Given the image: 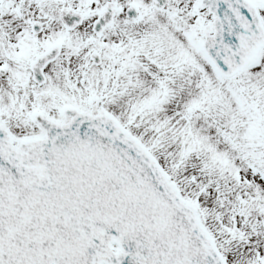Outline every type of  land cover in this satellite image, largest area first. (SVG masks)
<instances>
[{
    "label": "water",
    "instance_id": "water-1",
    "mask_svg": "<svg viewBox=\"0 0 264 264\" xmlns=\"http://www.w3.org/2000/svg\"><path fill=\"white\" fill-rule=\"evenodd\" d=\"M206 8L200 46L230 79L264 47L262 25L242 0ZM56 55L31 64L35 81ZM35 120L45 132L19 148L0 130V264H225L194 208L112 117Z\"/></svg>",
    "mask_w": 264,
    "mask_h": 264
},
{
    "label": "rangeland",
    "instance_id": "rangeland-1",
    "mask_svg": "<svg viewBox=\"0 0 264 264\" xmlns=\"http://www.w3.org/2000/svg\"><path fill=\"white\" fill-rule=\"evenodd\" d=\"M167 16L150 11L144 25L150 33L143 34L140 42L132 36L145 27L132 25L129 71L136 76V81L133 86L132 81L130 83L133 89L128 95L129 100L127 95L110 97L106 112L121 118V126H124L128 112H131L128 123L131 126L137 116L144 117L145 130H142L143 120L139 118L131 133L142 145L149 144L155 159L183 198L194 205L229 264H263L264 164L257 167L256 163L260 155L264 161V50L254 65L234 79L223 81L199 48L202 40L199 26H194L197 32L194 39L175 32L167 36L161 30V27H166ZM140 45L145 48V63L137 57ZM27 76V70H14L9 84L0 83V117L6 122L21 118L25 121L28 117L30 109L24 107L18 109V113L16 105V97L28 96ZM166 85H171L168 86V97ZM54 89L56 98L75 103L68 86L56 82ZM160 91L165 98L160 96ZM177 100L182 102L173 105L172 102ZM100 104V100L92 99L90 105L85 104V110L95 112ZM171 111L182 114L181 120L187 124L186 134L181 138H177V132L161 130L163 126L167 128L166 123H171L167 121ZM124 112L127 115L122 117ZM12 124L16 128L14 130L19 131L12 132V135H30L31 132L24 131L31 127L22 129L18 120ZM125 128L128 129L127 124ZM179 131L184 132L182 128ZM254 136H258L259 141L255 144L261 149L253 150L251 140ZM184 166L195 175L187 176ZM194 177H199L200 181ZM233 186H236V192L232 190ZM223 187L228 190L229 198L226 199L231 213L224 214L219 210L214 218L213 196L218 193L223 199L226 194ZM236 194L244 197L242 199L248 202L250 209L246 207L240 211L233 208L231 196ZM219 199L217 196L214 204L220 202ZM222 221H225L224 226ZM219 228L225 232L221 237Z\"/></svg>",
    "mask_w": 264,
    "mask_h": 264
},
{
    "label": "flooded vegetation",
    "instance_id": "flooded-vegetation-1",
    "mask_svg": "<svg viewBox=\"0 0 264 264\" xmlns=\"http://www.w3.org/2000/svg\"><path fill=\"white\" fill-rule=\"evenodd\" d=\"M246 1L256 8L263 20L264 0ZM152 5L153 0H0V83L9 84L14 70H27L28 96H18L24 100L16 97V105L17 112L24 107L30 109L25 121L21 118L6 122L0 117V126L7 132H19L12 124L18 120L22 129L31 127L24 132H41L34 123L35 113L62 123L66 120L65 109L85 110V104L90 105L92 99L101 101L95 112L106 110L110 97L127 95L128 101V44L132 25L145 27L152 11L153 14L168 15L166 27L162 28L165 35L175 32L193 38V25L206 24V8L200 0H169V5L162 11H155ZM106 7V18L100 17ZM66 13L80 17L72 18L73 23L67 25L63 16ZM132 17L136 20L132 21ZM99 20L105 25L97 28L96 33L94 25ZM33 25H37L39 34L33 33ZM51 48L59 50V54L43 67L40 86L32 80L30 64ZM94 62L100 65L96 66ZM56 82L69 87L74 104L53 95Z\"/></svg>",
    "mask_w": 264,
    "mask_h": 264
},
{
    "label": "trees",
    "instance_id": "trees-1",
    "mask_svg": "<svg viewBox=\"0 0 264 264\" xmlns=\"http://www.w3.org/2000/svg\"><path fill=\"white\" fill-rule=\"evenodd\" d=\"M170 122L174 125V126H170V124L167 126V128L166 127H164L163 126V128L161 129V130H163V131H166V132H174V131H172L173 129H175V130H178L177 131V133H175L176 134V136H177V138H181L182 137V135H185V133L186 132H180L179 131V129L180 128H183V122L181 121V120H178V119H175L174 121H173V119L172 120H170ZM171 128V129H170ZM147 149H149L150 150V153L152 154V156H154L155 157V155L153 154V151H152V149H150V147H149V144H147V143H145V144H143ZM180 161V160H179ZM184 170L186 171V173H187V176H193V175H195L194 173H190V170L187 168V167H185L184 166ZM195 178V177H194ZM196 180H198V181H200V178L199 177H197V178H195ZM222 190H225L226 191V194H225V196L223 197V199L221 198V196L218 194V193H215V195L213 196V199H214V202H215V200H216V198H217V196H219V200H220V202H218V201H216L217 202V204H214V202H213V205H211L212 206V208H213V217L215 218L216 217V215H217V213H218V211L220 210V211H222V213H224V214H226V213H231V209H230V207L227 205V199L229 198V194H228V190L227 189H225L224 187L222 188ZM232 190L234 191V192H236V186H233L232 187ZM227 198V199H226ZM231 198H232V200H233V202H234V204H233V208L235 207V209H239L240 211L241 210H245L246 209V207H249V209H250V206H249V204H248V202L245 200V199H242L243 197H242V195H235V196H231ZM236 198V201L234 200ZM224 199H226V200H224ZM241 200H242V202H241ZM222 203V204H221ZM220 204H221V209H220ZM206 208H207V210H208V207L206 206ZM232 208V209H233ZM208 212V211H207ZM220 218V216L218 217V219ZM210 220H211V217L209 218ZM222 223V226H224L225 225V221H222L221 222ZM207 226V225H206ZM225 232H224V230L222 229V228H219V237H221V235L222 234H224ZM216 244H217V242H216Z\"/></svg>",
    "mask_w": 264,
    "mask_h": 264
}]
</instances>
